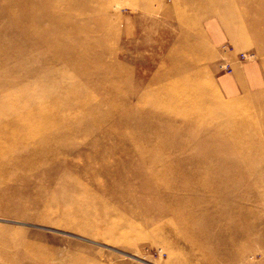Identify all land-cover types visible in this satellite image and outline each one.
Wrapping results in <instances>:
<instances>
[{"label": "rangeland", "instance_id": "374dc122", "mask_svg": "<svg viewBox=\"0 0 264 264\" xmlns=\"http://www.w3.org/2000/svg\"><path fill=\"white\" fill-rule=\"evenodd\" d=\"M0 264H264V0H0Z\"/></svg>", "mask_w": 264, "mask_h": 264}, {"label": "bare ground", "instance_id": "6f19581e", "mask_svg": "<svg viewBox=\"0 0 264 264\" xmlns=\"http://www.w3.org/2000/svg\"><path fill=\"white\" fill-rule=\"evenodd\" d=\"M242 31H244V30H242ZM206 108L210 109L209 106H206ZM5 130L6 129H4V131ZM25 130H27V129H24V131ZM243 131L244 130H242L240 128L234 129V127H230L229 131H227L230 134V135L228 134L227 137L229 139H231L230 141L233 140V142H231L232 143L231 144L232 152H231V154H227V155H230L232 157V156H234V155L236 156L238 154L241 157L240 159L236 160L233 157L232 159H235V160L231 161L230 156H228L227 158L221 157L223 153L219 150H216V149L213 150L215 143H213V144L211 143V145L209 144V146H207L206 148H203L201 151V154L204 153V155H205V157H203L202 160H205L204 165H206V166L199 167L198 169H196L197 173L190 175V176H193L194 179L197 180L196 176L200 175L199 178L201 180V177L205 175L204 171H206V174L208 175L209 179L213 183L221 185V186H223V185L228 186L229 184L231 185V183L235 184L234 183L235 177L240 178L239 182L246 181L245 179H246V177H248V174H249L248 170L254 168L253 163H255V161L253 163H250V161H248L249 159L246 157L247 148H250V146H252L251 145L252 144L251 143L252 137L245 134ZM177 133H178V131H176L174 133V135ZM180 133L183 134V132H180ZM171 135H173V134H171ZM171 135H170V138H172ZM5 136H7V135H5ZM49 144L52 145L54 148L58 147V144L56 143V141L52 140L50 142H47V146L45 147V149L48 150ZM186 148H187V146L184 144H180L179 146L176 145V149H183V151H185ZM200 186L205 187L207 189L209 187L207 184H201V185H199V187ZM190 217H194V215L190 216ZM210 221L211 220L209 218L204 220V222H206V226L209 227L211 230H214V229L219 230L223 227V225L221 223L211 224ZM239 233L240 232H238V234ZM221 235H224V234L221 233L220 236ZM220 236L217 239L218 241H224V242L230 241L231 242V240H229V238H224L223 236H221V237Z\"/></svg>", "mask_w": 264, "mask_h": 264}, {"label": "built area", "instance_id": "2783aa9c", "mask_svg": "<svg viewBox=\"0 0 264 264\" xmlns=\"http://www.w3.org/2000/svg\"><path fill=\"white\" fill-rule=\"evenodd\" d=\"M244 59H246L247 57L243 54L242 55ZM219 68L223 71H230L232 72V68L231 65L229 63L223 62L222 64H220Z\"/></svg>", "mask_w": 264, "mask_h": 264}, {"label": "crops", "instance_id": "0c3cea01", "mask_svg": "<svg viewBox=\"0 0 264 264\" xmlns=\"http://www.w3.org/2000/svg\"><path fill=\"white\" fill-rule=\"evenodd\" d=\"M249 74V79H250V83L254 84L253 82L255 81V76H254V73H251L250 71L247 72ZM237 80L234 82L236 87L238 88V91L240 89V87L238 86V84L236 83Z\"/></svg>", "mask_w": 264, "mask_h": 264}]
</instances>
